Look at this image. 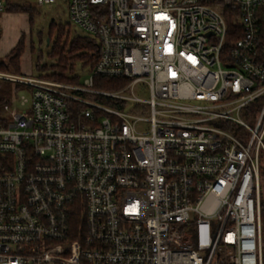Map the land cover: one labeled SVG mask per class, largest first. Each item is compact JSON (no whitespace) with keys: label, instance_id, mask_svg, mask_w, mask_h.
Wrapping results in <instances>:
<instances>
[{"label":"built area","instance_id":"obj_1","mask_svg":"<svg viewBox=\"0 0 264 264\" xmlns=\"http://www.w3.org/2000/svg\"><path fill=\"white\" fill-rule=\"evenodd\" d=\"M65 1L88 77L0 72V264H264V0Z\"/></svg>","mask_w":264,"mask_h":264},{"label":"rangeland","instance_id":"obj_2","mask_svg":"<svg viewBox=\"0 0 264 264\" xmlns=\"http://www.w3.org/2000/svg\"><path fill=\"white\" fill-rule=\"evenodd\" d=\"M9 1L29 6L31 11L0 13V72L42 79L52 72L46 68L39 69L37 65L49 66L55 64L57 60L49 56L57 39L56 30L52 32L49 30L50 23L53 21L64 26L69 39L86 35L70 23L65 0H56L51 6H40L36 0ZM20 41L22 42L20 55L14 64H10L5 58ZM63 43L64 40L62 45ZM73 63V72L70 73L69 66L63 76L68 78L75 76L79 78L80 83L88 77L90 69L88 66L83 67L81 63ZM20 93L26 94L25 87L0 80V100L11 105Z\"/></svg>","mask_w":264,"mask_h":264},{"label":"trees","instance_id":"obj_3","mask_svg":"<svg viewBox=\"0 0 264 264\" xmlns=\"http://www.w3.org/2000/svg\"><path fill=\"white\" fill-rule=\"evenodd\" d=\"M5 12L12 11H31L29 6L23 4H13L9 0H4ZM226 13V22H227V34L224 44V49H228L231 46V43L239 39L240 31L239 26L235 23V20ZM49 30L57 32V39L54 43L53 49L49 56L55 57L56 63L53 65H37V68H46L49 69L52 73L45 76L44 79L62 83H78L79 78L73 77H64L63 73L67 72V67L70 66V73L73 72L72 65L75 63H81L83 67L88 66L89 71H91L97 59L98 54V44L96 40L87 36H75L69 39V34L66 31V28L62 25H57L53 21L49 25ZM62 40L64 43L62 45ZM22 50V42L20 41L16 46L11 50L9 55L5 58L6 61L10 64H14L20 55ZM70 64V65H69ZM1 68V65H0ZM3 69V68H2ZM4 70V69H3ZM1 71V70H0ZM124 82L121 80L113 78H95L94 85L97 88L102 90H117L122 87ZM2 102V100H0ZM260 103H254L250 105L253 114H256L260 109ZM261 175L264 176V164L261 165Z\"/></svg>","mask_w":264,"mask_h":264}]
</instances>
